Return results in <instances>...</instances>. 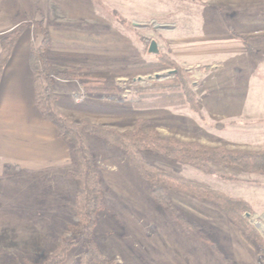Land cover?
Listing matches in <instances>:
<instances>
[{
    "label": "rangeland",
    "instance_id": "1",
    "mask_svg": "<svg viewBox=\"0 0 264 264\" xmlns=\"http://www.w3.org/2000/svg\"><path fill=\"white\" fill-rule=\"evenodd\" d=\"M41 10H35L31 0H0V41L13 28L3 30L7 25L22 22L20 56L47 32L51 66L62 72L53 77L52 89L57 106L67 115L118 130L141 119L145 129L208 145L264 146V39H251L254 52L248 54L242 40L231 33H263L264 0H42ZM152 39L158 43V54L168 55L184 70L199 113L181 101L182 94L171 98L173 105L161 106L160 87L151 84L173 74L172 69L144 72L157 55L148 52ZM90 146L110 210L98 211L94 240L115 264H224L153 203L121 151L106 149L95 137H90ZM146 157L162 169L246 200L253 210L246 216L264 244L263 175L215 164L210 174L153 154ZM68 162L58 176L60 204L52 211L39 210L53 217H42L44 223L36 225L24 221L31 209L25 207L28 198L21 186L42 184L40 176L47 171L28 175L7 166L0 175V264L36 262L70 237L69 229L77 223L73 198L78 182L70 174L71 157ZM168 193L175 207L202 225L235 263L264 264V246L242 235L215 207L174 189ZM13 216L21 219L14 222ZM35 241L27 253L19 250ZM82 248L83 239L61 264H77Z\"/></svg>",
    "mask_w": 264,
    "mask_h": 264
},
{
    "label": "trees",
    "instance_id": "2",
    "mask_svg": "<svg viewBox=\"0 0 264 264\" xmlns=\"http://www.w3.org/2000/svg\"><path fill=\"white\" fill-rule=\"evenodd\" d=\"M31 1L35 10L40 11L42 0ZM14 24L15 26L0 41V77L23 31L22 22L18 20ZM231 33L235 38L242 40L248 54L254 52L249 43L251 39H264V32L245 35L232 30ZM49 49L50 42L46 31L38 45L33 42L29 45L28 62L33 75L34 101L42 118L54 125L59 138L65 142L69 150L72 166L70 174L78 182L73 198V211L77 223L70 227V237L61 240L50 254L36 262L25 260L24 264H61L71 248L81 239L83 248L78 253L77 264H115L111 257L99 249L94 240L98 211L110 210L105 204L104 186L95 154L90 146V137L102 140L106 149L121 151L149 191L153 203L164 209L172 221L205 243L212 253L222 258L224 264L238 263L219 250L217 244L207 236V231L202 225L192 221L175 207L168 193L169 188L215 207L242 235L257 246H264L259 231L246 216V213L253 211L246 200L162 169L146 157L153 154L173 164L189 166L210 174L215 173L210 166L215 164L264 176V146L258 149L230 148L198 141H183L174 136L162 135L154 129H145L146 122L141 119L136 120L131 128L124 130L95 123L87 118L76 120L64 113L56 104L52 81L54 76L62 72L51 66ZM162 69H172L173 77L151 84L160 87L158 92L162 96L158 101L161 106L173 105L174 101L171 98L176 94H182L181 101L193 112L199 113L195 93L185 78L184 70L175 60L166 54H157L155 61L149 62L144 72L153 73ZM138 92L142 94L143 88L139 87ZM216 176L220 179L227 178L224 175Z\"/></svg>",
    "mask_w": 264,
    "mask_h": 264
},
{
    "label": "crops",
    "instance_id": "3",
    "mask_svg": "<svg viewBox=\"0 0 264 264\" xmlns=\"http://www.w3.org/2000/svg\"><path fill=\"white\" fill-rule=\"evenodd\" d=\"M12 27L7 25L3 30ZM17 43L0 77V175L6 171L7 166H16L28 175L47 171L40 176L42 184L21 186L22 191L30 195L25 194L24 197L28 198L25 199L28 203L25 207L31 209L24 221L36 225L40 221L44 223L42 217H53L49 211L38 213L39 210L52 211L60 204L58 176L60 168L69 163L70 154L54 125L43 119L36 107L33 75L28 62L29 44L19 56ZM11 68L17 71H10ZM51 170L54 171L53 174L50 173ZM47 177L53 180H48ZM17 218L13 216L12 221L21 219ZM35 244L36 241L33 244H24L19 250L27 253ZM48 245H51L50 242Z\"/></svg>",
    "mask_w": 264,
    "mask_h": 264
},
{
    "label": "water",
    "instance_id": "4",
    "mask_svg": "<svg viewBox=\"0 0 264 264\" xmlns=\"http://www.w3.org/2000/svg\"><path fill=\"white\" fill-rule=\"evenodd\" d=\"M148 52L153 54L159 53L158 43L155 40H151L148 46ZM155 77L158 78L159 74L155 73Z\"/></svg>",
    "mask_w": 264,
    "mask_h": 264
}]
</instances>
